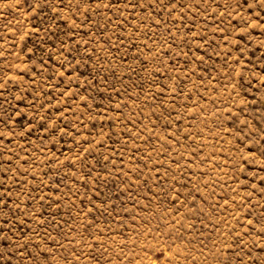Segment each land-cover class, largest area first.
I'll return each mask as SVG.
<instances>
[{"label":"rangeland","instance_id":"rangeland-1","mask_svg":"<svg viewBox=\"0 0 264 264\" xmlns=\"http://www.w3.org/2000/svg\"><path fill=\"white\" fill-rule=\"evenodd\" d=\"M0 264H264V0H0Z\"/></svg>","mask_w":264,"mask_h":264}]
</instances>
